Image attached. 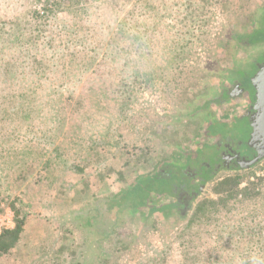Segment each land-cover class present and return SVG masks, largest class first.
Listing matches in <instances>:
<instances>
[{
  "label": "rangeland",
  "instance_id": "374dc122",
  "mask_svg": "<svg viewBox=\"0 0 264 264\" xmlns=\"http://www.w3.org/2000/svg\"><path fill=\"white\" fill-rule=\"evenodd\" d=\"M263 5L0 0V233L24 216L0 264H255L264 158L219 173L167 236L128 215L107 233L79 211L150 173L170 136L190 142L194 124L172 117L227 64V29ZM260 18L251 39L264 42ZM227 177L239 182L231 197L215 191Z\"/></svg>",
  "mask_w": 264,
  "mask_h": 264
},
{
  "label": "flooded vegetation",
  "instance_id": "af4514ba",
  "mask_svg": "<svg viewBox=\"0 0 264 264\" xmlns=\"http://www.w3.org/2000/svg\"><path fill=\"white\" fill-rule=\"evenodd\" d=\"M261 12L264 5L251 12L246 23L227 29V64L215 66L214 79L208 80L195 100L189 98L185 108L172 117L186 129L194 124L193 137L184 144L170 136L163 156L150 173L140 175L110 197L116 200L123 194L124 201L113 205L105 216L100 215L107 233L120 227L123 217L134 216L140 220L141 229L159 225L167 236L186 222L195 200L219 173L245 170L255 164L246 165L252 154L246 143L245 119L254 101L247 77L264 56V42L251 39L255 29L262 26ZM140 181L144 182V190L130 192Z\"/></svg>",
  "mask_w": 264,
  "mask_h": 264
},
{
  "label": "trees",
  "instance_id": "16d2710c",
  "mask_svg": "<svg viewBox=\"0 0 264 264\" xmlns=\"http://www.w3.org/2000/svg\"><path fill=\"white\" fill-rule=\"evenodd\" d=\"M238 183L239 182H238L237 177L224 178L220 182H218L217 186L215 187V191L217 193H225L226 197L234 196V194H236L235 188L237 187ZM143 184H144L143 181L136 183L134 185V190L130 191V192H134L137 194L139 192L140 188H142L141 191H143L144 190ZM124 194H126V192ZM122 197H123V194L121 195V197H116V200L114 198L96 199L92 202L91 206H86L84 209H81L79 211V212H81L82 216L85 215L83 217L80 215V217H82L83 221L86 220L88 223H91V221H93V220L94 221H96V220L101 221L102 217L100 215L102 214L105 216L106 215L105 213H110L112 206L117 204V203H120V201L123 200ZM87 214H88V216H87ZM77 215H79L78 212H77ZM71 220L75 221L74 219H71ZM23 221H24V216H21L20 212L17 211L16 212L15 227L12 229L4 230L0 233V252L3 253L5 251H7L8 249H10L11 247H13L15 244H17V242L21 238V235L23 232V228H22ZM103 226L105 227L106 225H103ZM111 232H112V230L109 231V233H111ZM87 235L89 236V234H87ZM89 238H90V236H89ZM262 251H264L263 247L262 248L257 247V249L255 247L254 254H257V256L256 255L253 256V257H255V259L252 262H254L255 264H264V256H260ZM186 261H187V257H186V260L184 259V262L182 264H196L195 260L193 258H189L190 263L186 262ZM196 261H197V263H199L200 259L198 257H196ZM246 263H247V261H246Z\"/></svg>",
  "mask_w": 264,
  "mask_h": 264
},
{
  "label": "water",
  "instance_id": "95a60500",
  "mask_svg": "<svg viewBox=\"0 0 264 264\" xmlns=\"http://www.w3.org/2000/svg\"><path fill=\"white\" fill-rule=\"evenodd\" d=\"M247 79L254 90L253 105L245 119L246 143L252 154L249 166L264 158V56Z\"/></svg>",
  "mask_w": 264,
  "mask_h": 264
},
{
  "label": "built area",
  "instance_id": "2783aa9c",
  "mask_svg": "<svg viewBox=\"0 0 264 264\" xmlns=\"http://www.w3.org/2000/svg\"><path fill=\"white\" fill-rule=\"evenodd\" d=\"M38 11H39V13L41 14V15H43L44 14V8H43V6L42 5H40V6H38ZM5 220H9V218L5 215ZM12 227V226H11Z\"/></svg>",
  "mask_w": 264,
  "mask_h": 264
}]
</instances>
